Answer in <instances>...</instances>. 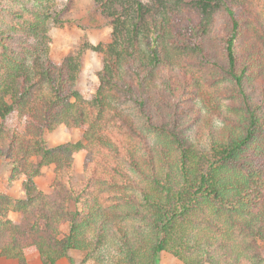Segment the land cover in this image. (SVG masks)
Here are the masks:
<instances>
[{
    "label": "trees",
    "instance_id": "trees-1",
    "mask_svg": "<svg viewBox=\"0 0 264 264\" xmlns=\"http://www.w3.org/2000/svg\"><path fill=\"white\" fill-rule=\"evenodd\" d=\"M91 9L108 40L55 63L48 32L71 22L57 0H0V163L22 178L21 196L0 193V257L264 264V0ZM88 51L101 63L89 99L77 86ZM62 126L79 138L48 145Z\"/></svg>",
    "mask_w": 264,
    "mask_h": 264
},
{
    "label": "rangeland",
    "instance_id": "rangeland-1",
    "mask_svg": "<svg viewBox=\"0 0 264 264\" xmlns=\"http://www.w3.org/2000/svg\"><path fill=\"white\" fill-rule=\"evenodd\" d=\"M147 1V0H146ZM60 8L64 10V16L71 22L61 27H53L49 30L50 37V56L57 63L63 57L75 52L80 45L89 43L97 45L106 42L109 37L110 28L102 27L103 19L91 9L92 0H57ZM100 55L93 52H86L82 66V72L77 83L78 89L85 98H91L94 93L96 84V72L100 69ZM24 120H17L15 115H11L6 122L7 126H15L18 129L23 127ZM79 130H75L73 134H68L64 127L58 128L53 133L45 134L44 140L50 145H57L65 141H76L80 136ZM83 154H79L75 161V170L77 173L82 171L81 164ZM53 178L52 169L44 168L42 174L36 179L37 187L44 193L50 191V185ZM22 178L15 181L9 180V172L6 165L0 163V193L8 194L13 197L22 195L20 189ZM9 219L14 223L19 222L20 215L18 213H10ZM64 233L66 225L61 226ZM260 246L264 249V243ZM69 258L73 259L74 264H94L92 261H84L85 254L78 251H69ZM27 264H40L38 254L33 248L25 251ZM69 258H63L58 264H70ZM0 264H17L14 260H7L0 257ZM157 264H182L167 253L160 255Z\"/></svg>",
    "mask_w": 264,
    "mask_h": 264
}]
</instances>
